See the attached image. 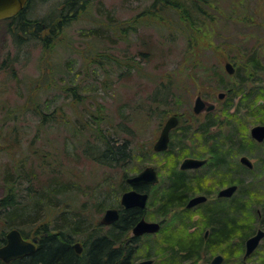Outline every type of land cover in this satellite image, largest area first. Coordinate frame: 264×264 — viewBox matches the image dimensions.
Masks as SVG:
<instances>
[{"label":"rangeland","instance_id":"obj_1","mask_svg":"<svg viewBox=\"0 0 264 264\" xmlns=\"http://www.w3.org/2000/svg\"><path fill=\"white\" fill-rule=\"evenodd\" d=\"M68 2L69 0H30L26 5V16L29 18H38L53 25L62 22L55 26L56 32L48 42L49 45L31 35L18 41L8 30L6 22L0 21V116L15 104L36 107V103H39L44 108L46 101L50 102L49 111H53L55 121L38 129L39 116L30 111H22L17 124L21 132L24 131L20 134L22 147L41 151L42 148H56L55 157L61 163V167L56 168L62 169L64 173H55V186H68L63 194L54 198L60 201L56 202L57 210L67 204L68 207L61 208L67 214H72L73 211L81 213L86 219L85 224L91 223L105 231L107 228L100 225L99 218L105 208L117 206L119 196L125 190L123 188L130 187L124 182L125 186L120 188L124 172L130 176L144 166L152 165L160 176L158 184L167 182L163 168L166 161L160 154H144L139 164L138 158L134 157L123 167H114L104 165L86 156V153L98 154L101 148L102 144L100 138L95 136V130H99L107 140H126L133 152L142 146L150 148L164 120L172 113H180L188 124L192 122L189 115L193 113L192 106L197 94L216 103L214 110L198 115L197 122H193V126L198 127L209 114L208 118L213 120V125L209 127V139L207 142H202L196 136L191 139L188 132L182 138L174 139V151L182 149L193 156H210L211 137L218 136L222 146L227 149L225 159L231 167V180L236 183L242 181L246 190L263 186L264 164L261 154L264 143L244 147L240 144V138H250L249 128L264 122V31L252 32L241 25V28L238 27L239 31L235 29L233 34H226L221 25L225 20L223 17L216 24L207 23L198 31L196 35L199 49L195 56L186 50V42L178 29L176 15L171 18L163 15L164 20L160 23L164 26L144 17L149 20L138 23L136 30L128 28L130 20L138 18V14L148 7L151 0H82L74 6H68ZM252 4L257 5L255 7L258 11L264 9L263 1H249V5L253 6ZM227 9L223 5L221 12ZM123 26L125 34L122 33ZM45 34L46 32L42 35ZM257 34L261 38L258 42L256 36H253ZM221 38H226L224 47L227 52L224 53L219 47L213 49ZM256 42L259 44L255 45ZM251 45L257 46L262 53L257 70L246 61ZM226 61H230L235 67L232 74L224 68ZM45 84L50 87H44ZM32 86L39 89L32 92ZM231 87L232 91H228ZM157 90H162L159 96L167 91L164 105L159 107L152 100ZM221 91L224 96L218 99L217 95ZM150 107L154 108L152 114L147 112ZM162 109H166V112L159 116ZM236 109L238 111L234 112ZM233 112L236 114H231ZM88 115L94 122H99V125L95 124L93 133ZM177 133L179 131L173 132L172 136ZM242 153L253 162L251 169L238 163ZM50 157H47L48 160ZM182 157L183 155L178 163ZM33 159L36 161L38 157L31 156L23 167L24 173L29 171L27 177L30 181L36 177L33 172L39 171L35 167L32 172L30 163ZM235 162L239 167L234 168ZM210 168L206 165L186 173L191 179L207 174L210 179L207 188L212 191L211 189L224 183L216 182L215 175L206 173ZM237 179L239 181H235ZM28 184L25 180L20 185L21 189ZM34 185L40 186L36 181ZM4 191L0 180V198ZM157 191L158 189L153 190L152 193ZM194 191L196 190L189 193ZM239 194L237 189L232 198ZM250 194L249 192L244 197ZM23 195L26 196V191H23ZM149 199L152 201L154 194ZM100 202H103L102 208L98 205ZM179 209L180 207H176L168 213L160 233L138 241L135 263L145 258L144 253L148 249L154 261L159 258L154 246L158 241L156 238L165 231L164 226L166 221H170L169 216ZM37 211L40 213L41 207ZM145 216L150 220L162 218L156 205L152 203L146 206ZM197 218L193 213L186 221H198ZM249 223L253 230L262 227V223L259 219H254V215L249 216ZM192 224L193 222L190 225ZM194 225L195 230L191 232L188 226L187 232L203 235L201 223ZM24 231L29 238L34 235L33 231L26 228ZM258 247L256 253L260 255L244 260L243 248L232 254L227 253L229 249H233L229 242L211 252L203 251L201 258L194 262L189 259L184 264H210L209 260L215 253L229 255L221 264H247L264 254V238Z\"/></svg>","mask_w":264,"mask_h":264},{"label":"trees","instance_id":"obj_2","mask_svg":"<svg viewBox=\"0 0 264 264\" xmlns=\"http://www.w3.org/2000/svg\"><path fill=\"white\" fill-rule=\"evenodd\" d=\"M80 1L69 0L67 4L68 6H74L75 4H80ZM249 1H254L255 3L258 0H151L148 7L138 14V18L135 17L130 20L128 28L136 30L138 23L149 19L158 21L162 26L163 24L160 22L164 20H162L163 15H167L169 18L176 15L178 29L186 42V50L196 56L199 49L196 35L198 31L206 26L207 23L209 25L216 24L221 19L223 20V17H225V20L221 25L223 32L226 34H233L235 29L239 31L238 27L241 28V25L244 29H249L252 32L262 33L264 31V9L258 11L255 7L257 5L252 4L253 6H250ZM260 1L264 2V0ZM26 5L16 15L0 21L6 22L8 30L18 41L31 35L41 40L44 44H48L52 40L53 33L56 32L55 26L61 25L62 22L53 25V23H46L38 18H29L26 16ZM223 5L228 9L221 12ZM65 16L68 15L66 14ZM144 17H148L149 19ZM45 32L46 34L42 35ZM122 33L125 34L124 26ZM253 36H256L257 42L261 39L258 34ZM225 39H219L216 42L217 46L213 47V49L219 47L221 52L224 53L226 51L224 47L226 45ZM257 42L255 45L259 44ZM255 45H251L252 48L247 53L246 61L250 63V67L257 70L262 53L258 51V47ZM239 54L243 55V53ZM42 75L45 76L44 74ZM45 80L46 78L43 81ZM41 85L38 87L40 88ZM38 87L32 86V92L37 91ZM44 87L49 88L50 85L45 84ZM230 90L232 91V87L228 88V91ZM161 91H155L154 96H152L153 104L156 107L162 105L167 96L166 90L159 96ZM46 102L47 104L44 108L40 107L39 103H36V107H25L23 104H15L0 116V180L3 182L5 189L3 197L0 198V246L5 242L7 230L11 228H17L23 236L27 235L24 231V228H26L30 232L33 231V234L39 239L37 248L31 254L12 260L9 264H131L133 253L130 249H124L125 247H130L129 243L121 242L120 246H114L113 240L117 238L114 228H109L105 234H97L100 228L91 223L85 224L86 219L81 216V213L73 211L72 214H67V212L61 209L62 207L64 209L68 207L67 204H63L57 210L56 205L58 204L56 202L60 201L58 199L54 200V198L59 194H63L68 186H55V173H64L62 169L56 168V166L61 167L60 160L55 157L54 152H56V148H42L41 151L40 149L22 147V135L20 136V134L24 133V131L21 132L17 124L21 119L22 111H30L33 115L39 116L38 129L42 126L46 127V123L55 121L53 111H49L50 102ZM31 104H33L32 101ZM153 110L154 108L150 107L147 112L152 114ZM165 110L162 109L159 116L166 112ZM237 111L236 109L234 112ZM234 112L231 114H236ZM87 117L91 120H88V123L93 133L95 124L99 125V122H94L93 118L89 115ZM189 117L192 119V122L186 126L181 124L176 126L175 131H179V134L177 133L172 136L167 149L163 152H154L148 146H142L133 152V148L129 147L130 145L126 140L121 142H117L116 139L114 141L107 140L103 138L101 132H98L99 130H95V136L100 138L101 148L98 154L90 155L89 152L86 153V156L92 157L104 165L114 167H123L126 162L131 161L134 157L138 158L137 164H139L142 156L149 153L160 154L165 159L166 163L163 165V168L167 182H163L162 184L160 182L154 185L142 183L135 185L137 190L149 192V197L151 194H154V199L152 201L148 199L147 205L151 203L155 204L157 212L161 216H166L167 213L174 211L176 207H180L178 211L172 214L173 219L169 222L166 221L167 226H164L165 231L156 238L158 241L154 246L159 258L152 264H184V261L189 259L194 262V260L201 258L203 251L211 252L216 247L219 248L221 245L229 242L232 243L233 249H229L227 251L228 254L239 251L243 248L246 237L255 231L249 223L250 215H254V219H259L264 229V183L262 187H250V189L252 188L251 190H246L244 189V185H242V181H240V183H237L240 194L232 198L231 209L224 214L221 209H216L215 213L217 215L215 218L218 224L212 226L211 233L207 239L201 234L197 235L187 232L189 225L186 221V215L183 214L186 210L183 208V203L188 192L191 190L200 191L202 186L210 179L205 173L196 177V179H191L188 177L187 171L179 169V158L189 151L182 149L174 151V139H180L182 138L181 136L190 132L189 136L191 139L195 138H192V136H196L202 142H207L209 139V127L213 125V120L208 118L209 114L206 115L207 118L198 127L193 126V122H197V115L190 113ZM221 143V138L218 136L211 137L209 147L210 157L207 161V165L211 168L209 172H206L215 175L217 178L216 182L218 183L231 180L229 178L230 165L228 163L222 164ZM253 143L249 138H240V144L244 147H252ZM29 155L38 157L36 161L33 159L32 163H30L32 172L35 167L39 169V175L37 174L38 172H33L36 177L32 178L31 181L27 177L29 171L24 173L23 169L31 158ZM47 157H50V159L48 160ZM224 162H226L225 157ZM236 167H239V164L235 162L234 168ZM127 175L126 172L123 173L120 188L125 186L124 177ZM25 180L29 184L21 189L20 185ZM35 181L40 186L34 185ZM235 181H239V179ZM123 189H126V186ZM157 189V194L152 193L153 190ZM23 191H26V196L23 195ZM249 192L251 194L245 198L244 195L249 194ZM98 205L101 206L100 208L104 206L103 202L98 203ZM40 207L41 212L39 213L37 210ZM142 212L137 207L120 208V216L116 223L122 224L121 231L126 230V224L134 223ZM201 214L206 215V213L203 214L202 212ZM49 215L52 216L49 217ZM160 231L161 229L158 233ZM121 238H125V236L121 235ZM71 240L85 241L87 249L83 257L77 256L72 251L70 247ZM258 248L248 258L258 254L256 253L258 252ZM228 254H226V258H228ZM144 256H151L149 249L146 250ZM254 259L249 263L264 264V254L259 259ZM0 264L4 263L0 261Z\"/></svg>","mask_w":264,"mask_h":264},{"label":"water","instance_id":"obj_3","mask_svg":"<svg viewBox=\"0 0 264 264\" xmlns=\"http://www.w3.org/2000/svg\"><path fill=\"white\" fill-rule=\"evenodd\" d=\"M28 0H0V19L9 18L17 14L26 4ZM225 70L231 74L234 72V67L230 61H226L224 64ZM223 96V92H219V97ZM205 106V102L197 95L194 99L192 110L194 113H199ZM214 104L211 103L206 106L207 110H211ZM177 117L173 114L170 115L163 123L159 134L152 144V149L155 152H162L168 146L169 132L176 126ZM250 135L257 141H261L264 138V124H255L250 128ZM263 162H264V151H263ZM205 159L196 157H186L179 163L180 169L198 168L205 163ZM240 162L248 167H252L253 163L251 160L242 155ZM124 181L130 186L129 189L123 191L119 198V204L124 209L130 207L144 208L148 199V192L139 191L135 188L137 184H155L159 181V174L157 169L152 165H146L140 169L136 174L126 176ZM237 189V184L228 185L220 189L217 193L218 196H231ZM205 195H194L190 197L185 203L186 207L194 206L195 204L205 200ZM119 217V210L117 207H107L102 216L99 219L100 224H110L115 222ZM160 228V223L157 221H150L144 217L139 218L132 228L134 235H142L144 233L157 232ZM264 237V229L259 227L253 234L248 236L244 241V253L243 257H248L258 246L262 238ZM5 243L0 246V260L3 262H9L11 260L22 257L25 254L30 253L34 249L32 241L24 239L20 231L17 228L9 229L5 234ZM79 251L80 244L75 242L73 244ZM223 257L221 254L215 255L211 259V264H219ZM151 259H146L138 262V264H149Z\"/></svg>","mask_w":264,"mask_h":264},{"label":"flooded vegetation","instance_id":"obj_4","mask_svg":"<svg viewBox=\"0 0 264 264\" xmlns=\"http://www.w3.org/2000/svg\"><path fill=\"white\" fill-rule=\"evenodd\" d=\"M28 3V2H27ZM233 65V64H232ZM233 67H234V65H233ZM234 70H235V67H234ZM232 74V73H231ZM251 74V73H250ZM250 74H249V76H250ZM222 92V91H221ZM197 95H199L200 97H201V99L205 102V106H204V108L199 112V113H194L195 115H197V117H198V115H200V114H204V113H207V112H210V111H212V110H214L215 108H216V103L215 102H210L208 99H206L205 97H203L202 96V94H197ZM196 95V96H197ZM223 96H224V93H223ZM223 96L222 97H219V93H218V95H217V98L218 99H221V98H223ZM211 103H213L214 104V107L211 109V110H207L206 109V106L207 105H209V104H211ZM193 111V110H192ZM175 115L176 117H177V124H176V126L177 125H179V124H181V125H184V126H186V125H188V123L186 122L187 121V119H182V115L180 114V113H172L171 115ZM170 116V115H169ZM168 116V117H169ZM167 117V118H168ZM166 118V119H167ZM165 119V120H166ZM165 120H164V122H165ZM163 122V123H164ZM257 124H264V122H261V123H257ZM163 125V124H162ZM255 125V124H254ZM176 126L175 127H173L171 130H170V132H169V141H168V145H169V143H170V139L172 138V133L173 132H175V128H176ZM252 127V126H251ZM250 127V128H251ZM250 128H249V135H250ZM179 130V129H178ZM249 139H251L254 143H253V145H257V144H259V143H264V138L261 140V141H257V140H255L254 138H252L251 137V135H250V138ZM221 145V148H222V156H223V160H222V164L223 163H225L226 164V162H224V157L226 158L227 157V155H228V153H227V149H225L223 146H222V143L220 144ZM168 147V146H167ZM167 149V148H166ZM165 149V150H166ZM164 150V151H165ZM263 151H264V149L262 150V154H261V161L263 162V158H262V156H263ZM188 153H190V152H188ZM188 153H185L184 155H183V157H182V159H184V158H186V157H196V158H203V159H205L206 161H205V163L203 164V165H201L200 167H198V168H189V169H180V170H185V171H188V170H197V169H199V168H201V167H204V166H206L207 165V161L209 160V157L210 156H193L192 154H188ZM242 155H245V156H247L246 154H244V153H242V154H240L239 155V159H238V163L239 164H241L242 166H244L245 168H247V169H251L252 167H248V166H246V165H244V164H242L241 162H240V157L242 156ZM248 158H249V156H247ZM181 159V160H182ZM250 159V158H249ZM180 160V161H181ZM251 160V159H250ZM180 161H179V163H180ZM252 162V161H251ZM228 163V162H227ZM253 163V162H252ZM229 164V163H228ZM263 164H264V162H263ZM178 167H179V164H178ZM229 178H232V175H231V173H230V175H229ZM207 183H208V181L206 182V184L204 185V186H202V188L203 189H201L200 191H198V192H192V193H189L188 192V195H187V197H186V199H185V201H184V203H183V208H185L186 210L184 211V215H186V217L188 218V217H190L193 213H195V215H197L198 216V221H192L191 220V222H193V224L192 225H190L191 224V222H189L188 221V225H189V227H190V231L192 232V231H194L195 230V225L194 224H197V223H201V225H202V227L201 228H204V234H203V237L205 238V239H207L208 238V236H209V234L211 233V230H212V226H216L217 224H218V221L216 220V215H217V213H215L216 212V209L217 208H219V209H221L222 210V213L224 214V213H226L228 210H230L231 209V206H232V196H233V194L231 195V196H218L217 195V193H218V191L220 190V189H222V188H224V187H226V186H228V185H231V184H234L235 182H233L232 180H230V181H228V182H224V184H222L221 186H219L218 188H215V189H211L212 191H210L209 190V188H207ZM237 184V183H236ZM237 189H238V185H237ZM237 191V190H236ZM213 192V193H212ZM148 194H149V192H148ZM194 195H205V197H206V199L205 200H203V201H201V202H199V203H197V204H195L194 206H191V207H186L185 206V203L187 202V200L190 198V197H192V196H194ZM118 208V210H119V216H120V208H119V206L117 207ZM137 208H139V207H137ZM145 208L146 207H144V208H139L140 209V211L142 212V214L138 217V219L139 218H141V217H144L145 219H147L146 218V216H145V213H144V211H145ZM212 209H214V211H212ZM201 212L203 213V214H205L206 213V215H202L201 214ZM170 213V212H169ZM207 213H209L208 215H207ZM167 215H168V213H167ZM167 215L166 216H162V218H160V219H157V220H152V221H157V222H159L160 223V228H159V230L161 229V226L163 225V223L165 222V220H167ZM170 218L168 219V220H171V219H173V215H171V216H169ZM118 219H119V217H118ZM117 219V220H118ZM137 219V220H138ZM116 220V221H117ZM136 220V221H137ZM147 220H150V219H147ZM116 221L115 222H113V223H110V224H100L101 226H103V227H106L107 228V230H101V229H99L98 231H97V234H105L107 231H108V229L109 228H114L115 229V235H117V238H114V242L113 243H115L114 244V246L115 247H118V246H120V244H121V242H128L129 243V245H130V247H125L124 249H130V251H132V263L131 264H138V262H140V261H143V260H146V259H151L152 261H151V263H149V264H152L153 262H154V260H153V258H151L150 256H148V257H145V258H142V259H139L136 263L134 262L135 260H134V258H135V255H134V253H136L137 252V250H138V246H137V243H138V241L141 239V238H143V237H146V236H150V235H155V234H157L158 233V231L157 232H152V233H144V234H142V235H134L133 234V232H132V228H133V226H134V224L136 223V221L134 222V223H128V224H126L125 225V231H121V226H122V224L121 223H116ZM151 221V220H150ZM103 229V228H102ZM210 231V232H209ZM21 233V232H20ZM209 233V234H208ZM121 235H124L125 236V238H121ZM21 236L24 238V239H26V240H29V241H32V239H34V241H33V244H34V249H33V251L37 248V246H38V244H39V239H38V237L37 236H35V235H33V236H31L30 238H29V236L28 235H26V236H23L22 235V233H21ZM72 242H74V241H72ZM80 242V247H79V251H77V249H76V247H74L73 246V243H70V247H71V249H72V251L75 253V254H77V256H79V257H83V254L85 253V251H86V244L84 243V242H82V241H79ZM33 251H31L30 253H28V254H25V255H23L22 257H25V256H28L29 254H31ZM243 253H244V244H243V252H242V258L244 259V260H246L247 259V257L246 258H244L243 257ZM217 254H221L222 255V257H223V259H222V261L219 263V264H221L223 261H224V259L226 258V254L225 253H215L214 255H212V257H211V259L215 256V255H217ZM130 257H131V255H130ZM21 258V257H20ZM18 259V258H17ZM211 259L209 260V263L211 264ZM15 260V259H14ZM12 261V260H11ZM11 261H9V262H7V264H9ZM3 263H5V262H3ZM247 264H249V263H247Z\"/></svg>","mask_w":264,"mask_h":264},{"label":"bare ground","instance_id":"obj_5","mask_svg":"<svg viewBox=\"0 0 264 264\" xmlns=\"http://www.w3.org/2000/svg\"><path fill=\"white\" fill-rule=\"evenodd\" d=\"M72 241H74V242H72ZM79 241H80V240H71V241H70V243H73V244H74L75 242H78V243L80 244V242H79ZM82 242H84V243H85V241H83V240H82Z\"/></svg>","mask_w":264,"mask_h":264}]
</instances>
